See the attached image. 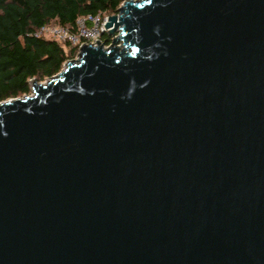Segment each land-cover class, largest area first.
I'll list each match as a JSON object with an SVG mask.
<instances>
[{
  "label": "water",
  "instance_id": "95a60500",
  "mask_svg": "<svg viewBox=\"0 0 264 264\" xmlns=\"http://www.w3.org/2000/svg\"><path fill=\"white\" fill-rule=\"evenodd\" d=\"M103 33L0 103V264H264V0Z\"/></svg>",
  "mask_w": 264,
  "mask_h": 264
},
{
  "label": "trees",
  "instance_id": "16d2710c",
  "mask_svg": "<svg viewBox=\"0 0 264 264\" xmlns=\"http://www.w3.org/2000/svg\"><path fill=\"white\" fill-rule=\"evenodd\" d=\"M129 1L0 0V103L30 95L32 81L50 80L77 54L78 46L38 34L42 27L75 33L79 19L109 17Z\"/></svg>",
  "mask_w": 264,
  "mask_h": 264
},
{
  "label": "built area",
  "instance_id": "2783aa9c",
  "mask_svg": "<svg viewBox=\"0 0 264 264\" xmlns=\"http://www.w3.org/2000/svg\"><path fill=\"white\" fill-rule=\"evenodd\" d=\"M106 21L105 18L100 16L88 15L77 21V31L75 33L63 27H42L38 34L45 36L48 39H53L59 42H67L71 45L78 46V49L82 45H96L101 40V34L103 33V26ZM101 43V42H100ZM104 48H106L104 46ZM64 69V67H63Z\"/></svg>",
  "mask_w": 264,
  "mask_h": 264
},
{
  "label": "rangeland",
  "instance_id": "374dc122",
  "mask_svg": "<svg viewBox=\"0 0 264 264\" xmlns=\"http://www.w3.org/2000/svg\"><path fill=\"white\" fill-rule=\"evenodd\" d=\"M107 39H108V41H109V43H107V44L105 43V41H103L102 38H101V40H100V42L103 43L105 47H109V45L111 44V38L108 37ZM77 54H78V52H77ZM77 54H76L75 57H74L73 59H71V60H75V59H77ZM71 60H69V61H71ZM69 61H68V62H69ZM43 83H44V82H43ZM30 95H31V94H30Z\"/></svg>",
  "mask_w": 264,
  "mask_h": 264
}]
</instances>
